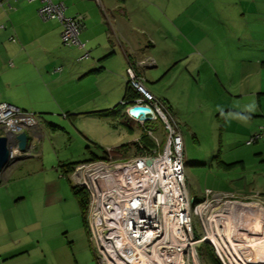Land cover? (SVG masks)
<instances>
[{
  "label": "rangeland",
  "instance_id": "374dc122",
  "mask_svg": "<svg viewBox=\"0 0 264 264\" xmlns=\"http://www.w3.org/2000/svg\"><path fill=\"white\" fill-rule=\"evenodd\" d=\"M53 1L63 3L64 13L69 16L66 14L67 6L64 1ZM102 1L106 9L104 19L113 26L115 24L112 18L117 15L119 8H127L128 14H125V22H129L138 32L139 37L144 39V45L149 46L148 56H151L153 62H150V58L134 62L131 60L128 67L132 65L136 73L145 77L146 86L155 87L153 93L157 97H161L164 103V100L176 98L184 110L190 114L196 110L194 111L196 115L201 110L199 106L202 102H208V93L212 90L210 84L204 88L201 83L199 87L194 81L186 79L189 77L187 76V67L191 66V61L194 58L191 52L193 50L197 52L201 48L194 43L197 37L194 32L190 33L181 29L182 21L186 20V12H181L180 0H133L131 5H128L130 0ZM92 2V0H85L81 6L83 7L84 3ZM95 6L100 11L101 8ZM172 7H174L173 12L170 11ZM79 15L83 17L84 22V15ZM187 18H190L189 15ZM115 31L117 32V30ZM81 34L82 45H73V47L81 49L85 59L91 58L90 51L96 49V45L91 46L89 41L82 39ZM101 36L99 42L109 44L105 29ZM118 39L121 41L120 36ZM149 41L152 44H149ZM51 43L55 46L45 51V60H50L49 65L54 64V53L60 50L56 47L55 41ZM57 46L70 47L65 45L62 40ZM109 48H111L110 45ZM123 50L124 48L119 47L113 57L111 66L114 69L122 67L120 63L123 62L122 57L117 53L123 54ZM104 59L107 60L108 57ZM140 62L144 66L151 65L153 67L146 69L145 76L139 72L143 66ZM52 67L56 77H61L62 68L54 67V65ZM128 67L126 65L123 69L125 72L123 82L125 83L128 80ZM69 88L73 89L72 94L76 92L74 87L70 86ZM132 92L135 94L134 99L140 98L139 92L137 93L136 90H132ZM72 94L68 96H72ZM116 97L117 92L114 91L111 95L98 98L97 103L89 107L95 109L89 114L90 116H86L87 113L62 110L58 105V100L61 97L54 96L50 92L40 95L39 103H27L29 107H21L34 114L38 121L37 127L33 129L35 132L34 141H37V145L31 153L35 158L20 161L23 166L16 174L3 179L4 185L0 186L1 194L10 191L8 185H13L14 192H19L13 199L15 205L10 201L0 211V235L7 236V240L10 242L8 264H112L107 259L106 248L103 249L101 246L104 239H108L106 237L109 233L106 227L108 223L104 220L103 214L106 217L109 215L108 212L103 211V205L106 206V203L112 205L108 196L110 194L113 196L114 192L107 196L108 191L103 183L106 181V177L115 180V174L120 173L121 167L124 169L135 167L136 160L140 157L135 156L134 149L127 150L124 147L115 149V146L123 142H131L127 143L129 146L147 134L144 127L135 122H132L133 131L128 130L122 123L121 118L134 99L123 100L120 104L122 112L119 114L112 113L113 115L109 116L100 114L105 110L104 108H107L104 107L105 102H108L109 99H116ZM70 98L71 101H68V97L64 98L66 104L73 103L75 97ZM127 117L129 118V116ZM178 126H182L184 129L182 154L188 194L185 190H183V194L188 197L189 201L194 198V202L190 206V224L188 223L185 232L181 231V233L178 226V222L181 220L178 217V209L162 205L157 209L160 221L166 223L170 235V246H174V235L177 232L181 236V240L175 239L178 245L169 252L171 264H264V237L253 233L252 227L255 223L248 219L249 212L253 208L254 210L262 208L264 212V197L225 195L212 192L208 194L206 191V188L216 186L239 193L242 185L251 177H255L256 180H264L260 174L253 175L255 171L261 173L259 168L254 169L252 175L243 172L244 170L241 168H237L232 174L222 172L217 175L220 168L218 161L213 162L215 154L217 155L222 150L220 154L223 159L232 162L243 158L250 166L252 157L249 147L243 143L239 144L235 150V146L229 142H222L221 146L217 138H212L211 134L204 131L205 129L211 132L209 127H203L204 133L202 132L201 136V134H191L186 123L180 122ZM148 127L155 129L156 137L160 141L159 144L155 142L154 150L148 154L151 158L156 157L162 160L167 132L161 122L149 123ZM119 130H121V134H118ZM180 130L182 131V129ZM96 147L106 149L109 160L80 163L75 166L72 173H69L71 163L88 159L92 154H101V149ZM155 150H158V153L154 154ZM236 151H241L240 155L235 154ZM18 163L19 161L11 160L2 174H11ZM136 178L139 177L136 176ZM237 178L238 180H236ZM74 183L84 186L91 195L87 228L84 225L78 199L72 190ZM116 183L118 184V181ZM157 188L160 190L159 186ZM159 190L157 193L160 192ZM128 191L127 189L123 195L125 199L132 198L131 191ZM136 193H139L138 190L133 192V194ZM139 195L141 194L139 193ZM198 198L200 200H196ZM18 199L21 200L19 205ZM124 203L127 204L128 201ZM116 216L121 218V213H117ZM181 216L183 217L184 214ZM110 222H115L114 225L119 227L116 221ZM251 235L257 237L250 239ZM13 237H20L21 249L18 248ZM245 242H257L259 247L254 248L256 246ZM21 251L24 253L18 256ZM141 256L135 258L141 259Z\"/></svg>",
  "mask_w": 264,
  "mask_h": 264
},
{
  "label": "crops",
  "instance_id": "0c3cea01",
  "mask_svg": "<svg viewBox=\"0 0 264 264\" xmlns=\"http://www.w3.org/2000/svg\"><path fill=\"white\" fill-rule=\"evenodd\" d=\"M61 1L66 3L67 15H84L81 37L89 41L91 46L96 45V49L90 51L92 57L79 59L84 55L81 49L57 46L61 40V23L42 19L38 0H0V103H11L27 111L21 107H29L27 103H39L40 95L50 92L61 97L58 105L62 110L87 113L85 115L90 116L95 109L89 107L96 104L98 98L116 91V99L105 102L104 107L107 108L104 109L120 105L127 93V83L123 82V69L126 65L128 67L131 60L134 62L143 58L149 59V46L144 45V39L139 37L129 22H125L127 8H119L117 15L112 18L115 24L113 26L104 19L106 9L102 0H92V3H84L83 7L81 3L85 0ZM131 1L133 0L128 5H131ZM95 5L101 8L100 11ZM179 5L181 12H186V20L182 21L181 29L194 32L197 36L194 43L201 48L197 52H191L194 58L191 66L187 67L189 77L186 79L194 81L199 87L201 83L204 88L210 84L212 91L208 93V102H202L199 106L201 110L196 115V110L192 114L184 110L176 98L164 100L165 104L176 122L186 123L191 134L202 136L205 131L212 138H217L221 146L222 142H229L235 146V150L243 143L249 147L252 157L250 166L243 158L232 162L223 159L220 154L222 150L215 154L213 162L218 161L220 168L217 175L222 172L232 174L237 168L252 175V171L259 168L261 173L255 171L253 175L260 174L264 178V139L247 144L260 127L264 126V0H180ZM193 10L195 12L191 13ZM170 11L173 12L174 7ZM104 29L109 44L99 42ZM52 41L60 48L54 53L52 65L62 68L61 77H56L54 68L49 65L50 60H45V51L55 46ZM149 44H152L151 41ZM119 47L124 48L123 54L117 53L122 57L123 62L119 61L122 67L114 69L111 62ZM106 57L107 60L104 59ZM151 68V65H143L139 72L145 76L146 69ZM70 86L76 89L73 94ZM148 89L152 93L155 91L152 86ZM70 94L72 96H68ZM65 97H68V101H71L70 97L75 98L73 103L66 104ZM121 120L128 130L133 131L132 119L124 113ZM203 127L211 128V132ZM179 129H182V135L184 129L182 126ZM118 134H121V130ZM127 143L116 145L115 149ZM240 152L236 151L235 154L240 155ZM32 157L31 155L19 160L11 174L1 173L0 186L4 185L3 179L19 171L23 166L20 161ZM8 189L9 192L0 193V211L8 202L14 204L13 199L19 193L14 192L13 185H8ZM206 189L215 194L264 197V180L251 177L242 185L239 193L216 186ZM20 199L17 200L18 205L21 203ZM14 242L19 249L22 248L20 237H15ZM9 244L7 236L0 235V264L9 263ZM23 253L21 251L18 256Z\"/></svg>",
  "mask_w": 264,
  "mask_h": 264
},
{
  "label": "bare ground",
  "instance_id": "6f19581e",
  "mask_svg": "<svg viewBox=\"0 0 264 264\" xmlns=\"http://www.w3.org/2000/svg\"><path fill=\"white\" fill-rule=\"evenodd\" d=\"M13 154L21 155V152L14 147ZM159 162L155 161L151 165H147L145 160L139 159L136 160L135 167H127L125 169L121 167L120 173L115 174V180L109 177L105 178L106 181L103 185L108 191L107 196L111 192L114 193L113 196L111 194L108 196L113 208L109 210L107 205H103V211L105 213L108 212L109 215L106 217L103 214L104 220L108 223L106 227L109 233L108 237H106L108 239H104L101 247L103 249L106 248L107 259L112 264H171L169 252L178 245L176 240L180 239L181 236L177 232L174 235V246H170V235L166 223L160 221L157 209L161 205L164 206L166 204L167 206V204L175 202L176 191L173 187L170 188L169 184L164 187L165 193L157 188L164 184L167 176H170V168L166 167L165 163ZM117 171L119 172V170ZM136 176L139 178H136ZM116 181H118V184ZM127 189L131 191L132 198L125 199L123 196ZM157 189L160 191L159 193H157ZM137 190L141 195L139 193L133 194ZM125 201H128V203H124ZM259 210H262V208ZM117 213H121V218L116 216ZM250 213L251 211L248 219L255 223L252 227L253 233L264 237V216L254 217ZM112 220L116 221L119 227L114 225L115 222L111 223L110 221ZM244 220H246L245 217ZM229 232L231 233L230 230ZM103 236L102 238H104ZM255 237L257 236H249L250 239H255ZM157 242L159 243L157 244ZM245 243L256 246L254 248L259 247L257 242ZM251 246L250 249L252 248ZM249 251L251 252L252 250ZM137 256H141V259L135 258Z\"/></svg>",
  "mask_w": 264,
  "mask_h": 264
},
{
  "label": "built area",
  "instance_id": "2783aa9c",
  "mask_svg": "<svg viewBox=\"0 0 264 264\" xmlns=\"http://www.w3.org/2000/svg\"><path fill=\"white\" fill-rule=\"evenodd\" d=\"M19 1V0H15ZM35 1V0H27ZM41 6L39 8V14L44 20L55 19L61 23V33L60 37L62 42L67 46L82 45L80 40V33L83 27V17L81 15L76 16H66L64 13V4L56 3L53 0H39ZM14 40V39H13ZM85 55H82L79 59H84ZM128 80L127 83L140 94V98L134 99L130 106L127 107L125 114L129 116L138 125L144 127L147 132V136H150L154 142L160 143L159 139L156 137L155 129L149 128V123L161 122L167 132V139L164 143L165 149L163 151L162 160L156 157L151 158L149 154L138 157L137 160L143 159L147 164V160L160 161L169 167L170 176H167L164 184L160 187L162 192L165 191V186H170L174 188L176 201L167 204V206H172L178 209L179 216L181 220L178 222L180 228V233L185 232L186 226L190 224V206L194 200L189 201L183 194V190L188 194V189L186 185L183 154H182V135L178 126V123L173 118L171 112L169 111L167 105L162 99L153 94L146 86V78L142 77L134 70L131 65L127 68ZM134 106H147L151 109V113L147 114L148 119L142 120L139 117H133L130 115L129 110ZM38 125V121L34 114L23 111L19 107L7 103H0V136L8 135L12 141H15L16 135L25 131L30 136V150L26 152L31 155L33 149L36 148L37 141H34V128ZM148 127V128H147ZM36 138V136H35ZM264 139V126L260 127V130L255 133L248 141L247 144H252L258 140ZM140 140V139H139ZM138 140V141H139ZM40 141V140H39ZM16 146H12L13 148ZM17 148V147H16ZM158 153V150L154 151V154ZM153 155V154H150ZM91 164V163H90ZM97 166V165H96ZM168 169V168H167ZM168 171V170H166ZM165 175V173H164ZM174 193V191H173ZM211 191H208L210 194ZM185 203V207H184ZM107 208L111 210L113 205L107 204ZM166 206V204L164 205ZM102 210V209H101ZM182 212V213H181ZM184 214V219L181 216ZM188 218V219H187ZM189 220V221H188ZM190 226V225H189ZM182 235V234H181Z\"/></svg>",
  "mask_w": 264,
  "mask_h": 264
},
{
  "label": "trees",
  "instance_id": "16d2710c",
  "mask_svg": "<svg viewBox=\"0 0 264 264\" xmlns=\"http://www.w3.org/2000/svg\"><path fill=\"white\" fill-rule=\"evenodd\" d=\"M132 90H134V89L127 83V93L125 95L124 100L131 101L135 98V94L132 92ZM121 112H122L121 105H117L111 109H106V110L101 111L100 114L102 116H109V115H113L112 113L119 114ZM155 145L156 144H155L154 140L145 134L140 138L139 141H135L129 146L127 144L122 145V146H120V148L124 147L127 150L134 149L135 150L134 152L136 154L135 156L138 157V156H144L148 153H151L154 150ZM132 146H133V148H131ZM96 148L101 149V154H99V155L92 154V156L88 159L71 163L72 166L69 168V173H72L75 166L79 165L80 163L94 162L97 160H109L108 155L106 153V149H103L101 147H96ZM120 148L118 147L117 149H120ZM70 182H72V181L70 180ZM72 190L78 199V203H79V206L81 209V213H82L83 218H84V224L87 227V217H88V211H89V207H90L91 195L84 186H80L77 184L72 185ZM196 200H200V199L198 198Z\"/></svg>",
  "mask_w": 264,
  "mask_h": 264
},
{
  "label": "water",
  "instance_id": "95a60500",
  "mask_svg": "<svg viewBox=\"0 0 264 264\" xmlns=\"http://www.w3.org/2000/svg\"><path fill=\"white\" fill-rule=\"evenodd\" d=\"M129 113L133 117H139L142 120H147V114L151 113V109L147 106H134L130 108ZM12 146H16L23 155H14ZM30 150V136L27 132L23 131L16 135L15 141H12L8 135L0 136V174L5 170L8 163L13 160L14 162L27 158L26 152ZM152 160H147V165H151ZM1 181V180H0ZM194 200V198L192 199ZM251 216L258 217L264 216L262 210H251Z\"/></svg>",
  "mask_w": 264,
  "mask_h": 264
}]
</instances>
